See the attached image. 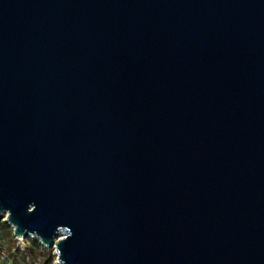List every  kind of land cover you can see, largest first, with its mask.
Wrapping results in <instances>:
<instances>
[{"label":"water","instance_id":"obj_1","mask_svg":"<svg viewBox=\"0 0 264 264\" xmlns=\"http://www.w3.org/2000/svg\"><path fill=\"white\" fill-rule=\"evenodd\" d=\"M58 264H264V0H0V216Z\"/></svg>","mask_w":264,"mask_h":264},{"label":"rangeland","instance_id":"obj_2","mask_svg":"<svg viewBox=\"0 0 264 264\" xmlns=\"http://www.w3.org/2000/svg\"><path fill=\"white\" fill-rule=\"evenodd\" d=\"M34 237L16 238L7 224L5 215L0 216V264H57L53 249H47Z\"/></svg>","mask_w":264,"mask_h":264},{"label":"trees","instance_id":"obj_3","mask_svg":"<svg viewBox=\"0 0 264 264\" xmlns=\"http://www.w3.org/2000/svg\"><path fill=\"white\" fill-rule=\"evenodd\" d=\"M34 245H38V242H33Z\"/></svg>","mask_w":264,"mask_h":264},{"label":"bare ground","instance_id":"obj_4","mask_svg":"<svg viewBox=\"0 0 264 264\" xmlns=\"http://www.w3.org/2000/svg\"><path fill=\"white\" fill-rule=\"evenodd\" d=\"M57 263V262H56ZM58 264V263H57Z\"/></svg>","mask_w":264,"mask_h":264}]
</instances>
